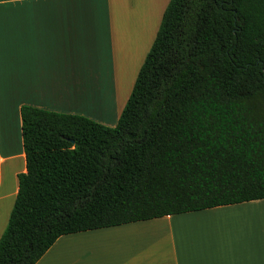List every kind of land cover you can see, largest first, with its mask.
I'll return each instance as SVG.
<instances>
[{
  "label": "trees",
  "instance_id": "trees-1",
  "mask_svg": "<svg viewBox=\"0 0 264 264\" xmlns=\"http://www.w3.org/2000/svg\"><path fill=\"white\" fill-rule=\"evenodd\" d=\"M212 114L216 130L189 123ZM20 119L26 172L0 264H37L67 235L263 201L264 0H170L114 128L25 106Z\"/></svg>",
  "mask_w": 264,
  "mask_h": 264
},
{
  "label": "crops",
  "instance_id": "crops-1",
  "mask_svg": "<svg viewBox=\"0 0 264 264\" xmlns=\"http://www.w3.org/2000/svg\"><path fill=\"white\" fill-rule=\"evenodd\" d=\"M147 1L151 8L145 0H38L32 7H24V0H0L6 44L0 98V238L18 193V175L26 172L21 107L82 116L114 128L122 109L117 111L113 123L107 125L83 111L50 101L48 95L53 92L56 97L61 94L76 101L81 90L90 89L91 96L93 77H87L86 73L107 65L109 55L115 60L116 46L124 39V25H143V13L144 26L149 25V17L161 23L170 0L162 6L158 5L160 0ZM141 27L136 29L140 38L145 31ZM157 31L155 29L154 39ZM153 41L144 49L138 44L137 70ZM103 69L108 71V68ZM50 89L54 91L47 93ZM237 207H220L63 236L37 264H221L220 259L211 256V246L198 222L206 214ZM257 230L260 231V226ZM197 232L200 234L196 235ZM260 236L258 234L259 240ZM241 239L242 236L238 240ZM261 244H253L251 251L250 247L242 246L245 258L238 264H259L264 257L259 258L254 252L262 248Z\"/></svg>",
  "mask_w": 264,
  "mask_h": 264
},
{
  "label": "rangeland",
  "instance_id": "rangeland-1",
  "mask_svg": "<svg viewBox=\"0 0 264 264\" xmlns=\"http://www.w3.org/2000/svg\"><path fill=\"white\" fill-rule=\"evenodd\" d=\"M145 1L149 6V2ZM155 2L156 0H154ZM165 2L166 0H160L158 5L162 6L163 3H167ZM149 8L151 7L149 6ZM145 18L146 16L143 13L141 16L143 25L136 26L135 23L124 25V39L119 41L116 46L115 60L113 56L109 55L106 60L107 65L97 67V69H94L97 70L95 72L86 73L87 77H93L94 89L91 96H89L90 89H85L81 90L82 94L76 101H71L70 98H67L68 96L58 94L60 96L56 97L51 92L48 95L49 100L56 101L54 103L63 106L66 104V107H70V109L83 111L89 117L111 125L117 111L125 106L139 72V69L137 70L139 68L137 64L139 57L136 48H138V44L143 46V49L146 45H150L154 39V31L158 29L160 24V22H156L159 20L149 17V25L144 26ZM141 26L145 33L143 32V36L140 38L136 34V29H140ZM130 31H132V34H130ZM103 68H108L106 69L108 71H104ZM51 90L54 91L50 89L47 90V93ZM105 127L111 128L109 126ZM206 215L201 221L199 219L196 221H200L198 222L199 225L204 228L203 234L207 236L206 241L208 240L207 242L211 246V248L209 247L211 256L220 259L221 264L240 263L241 258H245L242 248L244 245L250 247L251 251V248L258 244L260 246L262 243V248L258 246L259 249L255 250L254 253L259 258L264 257V201L245 206L238 205L236 209H227L214 215ZM224 217H227V219L223 220ZM257 226H260L259 232ZM199 234L197 232L196 235ZM258 234H261L260 240ZM241 236L242 239L238 240ZM75 253L74 250L73 256H75Z\"/></svg>",
  "mask_w": 264,
  "mask_h": 264
},
{
  "label": "snow or ice",
  "instance_id": "snow-or-ice-1",
  "mask_svg": "<svg viewBox=\"0 0 264 264\" xmlns=\"http://www.w3.org/2000/svg\"><path fill=\"white\" fill-rule=\"evenodd\" d=\"M38 0H24V7H32L34 6ZM39 2H43V0H39ZM78 2H82V0H78ZM17 7H20V5H17ZM6 44H5V24L2 17H0V98H2L3 95V85H4V72H5V59H6ZM192 127L196 128L197 130L200 127H205L209 131H213L217 129V120L215 119V115L212 114L204 119L202 123H196L195 121L189 122ZM198 138H201L197 134H194L193 136L189 137L191 140H196ZM185 151L191 152L192 146L191 145H185ZM260 264H264V259L260 261Z\"/></svg>",
  "mask_w": 264,
  "mask_h": 264
}]
</instances>
